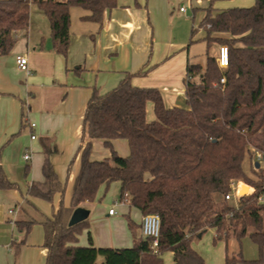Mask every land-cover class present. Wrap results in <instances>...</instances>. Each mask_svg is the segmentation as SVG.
<instances>
[{
  "label": "trees",
  "instance_id": "obj_1",
  "mask_svg": "<svg viewBox=\"0 0 264 264\" xmlns=\"http://www.w3.org/2000/svg\"><path fill=\"white\" fill-rule=\"evenodd\" d=\"M30 3L48 18L53 48L64 57L70 45L72 8L86 11L82 21L101 28L106 13L117 6V0H0V56L13 50L15 32L29 28ZM198 30L205 32L202 40L207 49L214 44L228 48L229 65L222 70L210 56L204 67L189 64L185 106L167 108L159 89L135 86L132 80L146 75L143 70L127 74L105 95L94 89L84 114L76 155L80 168L68 206L64 204L66 183L51 160L50 140H43L44 181L30 185L26 194L45 202L61 195V201L51 215L39 210L41 218L16 221L25 235L19 245L26 243L35 225H41L45 264H164L165 252L173 254V264H205L192 243L213 230L214 244L234 239L241 247L248 237L258 247V258L227 254L226 264H264V203L260 201L264 167L256 169L254 163L250 173L244 168L246 158L252 161L256 151L264 156V0L224 10L210 4L192 30L191 42ZM149 104L154 112L150 121ZM115 140L127 141V156L117 153ZM96 142H102L111 156L93 159ZM29 173L27 166L25 178ZM114 182L120 184V199H129V206L142 217L160 216L158 254L153 252V239L142 235V219L138 224L131 216L126 221L132 247H96L91 235L87 246L77 244L90 222L83 218L69 225L72 216L80 206L94 203L101 187L107 189ZM239 182L252 192L233 205L226 195ZM0 191H21L1 162Z\"/></svg>",
  "mask_w": 264,
  "mask_h": 264
},
{
  "label": "crops",
  "instance_id": "obj_2",
  "mask_svg": "<svg viewBox=\"0 0 264 264\" xmlns=\"http://www.w3.org/2000/svg\"><path fill=\"white\" fill-rule=\"evenodd\" d=\"M172 7L171 0H117V6L106 13L101 28L82 21L81 18L87 15L82 9H74L77 12L74 19L72 8L70 45L66 57L54 50L50 28L36 30L29 26L26 31L15 32L13 50L7 56H0V162L8 178L20 184L21 191H0V264H45L47 255L42 247L44 232L41 225L33 227L25 244H18L25 235L18 231L17 220L33 217V207L38 209L35 208L34 212L39 218L42 217L39 210L44 215L53 212L42 211L43 202L26 194L28 187L36 182L31 175L24 176L29 165L22 166L26 144L18 135L23 128H30L29 123L35 124L36 129L30 128V133L36 130L38 136L32 140L30 135L28 143L35 153L39 151L41 154V166L44 162L43 140H52L51 143L55 140L50 146L51 160L63 181L61 167L68 164L72 153L81 144L82 120L94 89L105 95L127 74L136 75L143 70L147 71L146 75L133 78L135 86L159 89L167 108L185 106L187 66L198 64L193 63L192 30L199 24L190 19L185 8L181 7L180 13H175ZM203 17L204 14L199 17L201 21ZM218 53L213 57L217 59ZM18 56L28 59V73L18 68ZM25 105H28L29 111L23 119ZM147 118L149 121L154 119L151 104L148 105ZM38 138L41 140L39 145L36 144ZM116 144L129 152L124 143L115 140L113 147ZM102 148V142L94 143L92 158ZM123 155L127 156H120ZM250 163L253 165V160ZM79 168L77 158L71 190ZM240 188L242 192L248 191L247 187ZM249 191L252 192V189ZM24 197L32 211L21 212L15 208L24 201ZM261 203H264V195ZM130 211H134L131 218L140 224L142 214L131 207ZM77 212L88 219L92 216L87 204L80 206ZM126 212L125 209L123 213ZM107 216L114 220L109 228L106 229L94 218V235L91 228L84 230L82 234L87 235L78 236L77 244L87 246L91 235L96 247L133 246L134 240L126 219H117V212ZM210 231L215 236V232ZM223 243L226 247L229 244Z\"/></svg>",
  "mask_w": 264,
  "mask_h": 264
},
{
  "label": "rangeland",
  "instance_id": "obj_3",
  "mask_svg": "<svg viewBox=\"0 0 264 264\" xmlns=\"http://www.w3.org/2000/svg\"><path fill=\"white\" fill-rule=\"evenodd\" d=\"M255 0H171L172 4V10L175 13H180L179 9L181 7L185 8L188 11V16H190V19L193 21L195 20L196 24H199L201 19L199 18L201 15L204 14V9L208 8L210 4L213 6L215 10H220V9H229L233 7H251L254 5ZM80 11L81 8H73V18H76V13L75 10ZM83 11V10H82ZM203 13V14H202ZM202 18V17H201ZM191 21V22H192ZM30 28H34L36 30H46L47 28H50V23L46 15L38 8L36 4L30 3ZM19 36H22V34L19 33ZM203 36H205V33L203 30H199L197 34L195 35V41L191 45V50H192V55L194 56L193 58V63H198L201 66H205L207 57H213L216 52L218 53L219 48L221 45L219 44H214L210 49H207L206 43L202 40ZM215 48V49H214ZM29 107L28 105L24 106V113L25 115L28 113ZM31 120V119H30ZM32 121V120H31ZM33 122V121H32ZM36 129V128H35ZM82 129H83V120H82ZM30 135H37L36 130L32 133H30V128L25 127L21 130V133L19 138L21 137L23 142H25L26 146L24 148V151L22 155H28L30 161L26 162L25 160H22L23 165L28 164L30 166V173L31 178L33 177V180L36 183H41L43 180V175H42V169H41V164L39 163V159H41V154L38 152H34L32 150V147L30 145ZM50 137V136H49ZM51 138V137H50ZM82 134L80 137V142H81ZM52 139V138H51ZM52 140H50V146L51 144H54L55 140L53 143H51ZM119 143H124V147L126 148L128 146L127 141L125 140H118ZM41 140L38 138L36 141V144L39 145ZM126 145V146H125ZM79 145L77 149L74 150L72 153L71 159L69 160L68 164L61 167L60 173L63 176V181L66 183V192L64 195V204L66 206L69 205V195H70V190H71V182H72V176L76 167V162H77V151H78ZM117 152L122 155V154H127V151L120 146V144H116L114 147ZM51 151V147H50ZM111 156L110 150L106 148H102L100 150V153H98L95 158L93 159L96 160H102L105 158H108ZM124 156V155H123ZM122 156V157H123ZM126 156V155H125ZM254 159V158H253ZM250 157L248 156L246 158V161L244 163V168L247 173L250 172L252 169L253 165L250 163ZM255 163V159L253 160ZM262 167H264V163L261 164ZM68 169L70 170V173H68ZM73 170V171H72ZM241 186L247 187L248 191L242 192L245 195H248L251 193L249 189L251 188L244 182H241ZM240 186V187H241ZM250 187V188H249ZM240 192V194L242 195ZM98 199L92 203L88 204V208L92 214V216L89 219L90 222V228H91V233L92 236L94 235V218L96 219V222L99 221V223L104 224L105 228H109L110 225L114 223V220L111 219V217H108L107 215L109 214V208H114L117 212V219H126L128 216L133 217L134 211L129 212V205H130V200L128 199L125 203L123 200L120 199V184L118 182L112 183L107 189L105 187H101L98 193ZM25 196V195H24ZM61 201V195H58L55 197L54 201L52 202H45L42 201L43 203L41 204V210L51 214V212L55 209L58 208L59 204ZM230 204H237L236 198L229 200ZM125 206L127 208H125ZM15 208L20 210L21 212L25 211H32L31 206L27 204L26 199L24 197V201H21L20 205H17ZM32 215L34 218H39V215L36 214L35 208L33 207ZM127 210L126 213H123L124 210ZM82 235H87V234H82ZM80 236V235H79ZM82 239V238H81ZM228 246H225V243L223 241H219L217 244H214V233L212 231H208L202 239H195L192 243L193 248L201 254V256L205 260V264H225V254L232 255L233 253H239L241 252L243 257L248 260H254L258 258V247L251 241L250 238H245L242 241L241 247L238 245V243L234 239H230L228 242ZM126 247H132V246H126ZM164 264H171L172 262V255L171 252H165L161 255Z\"/></svg>",
  "mask_w": 264,
  "mask_h": 264
},
{
  "label": "built area",
  "instance_id": "obj_4",
  "mask_svg": "<svg viewBox=\"0 0 264 264\" xmlns=\"http://www.w3.org/2000/svg\"><path fill=\"white\" fill-rule=\"evenodd\" d=\"M183 10L184 9H182L181 11H183ZM16 61H17V66H18V68L21 71L27 72V73L29 72V62H28V59L26 57L18 56ZM217 62H218L219 67L222 70H226L228 68V65H229V51H228V48L226 46H221L219 48ZM224 82H225V79L222 78L221 79V83H224ZM29 126H30L31 129L35 128V124L34 123H29ZM31 139L32 140L36 139V136L35 135H31ZM253 158L255 159V163L263 164L264 156L260 152L256 151L254 153V157ZM24 159L28 160L29 156L25 155ZM240 184H241V182L234 183V184L231 185L232 191L229 194L226 195V199L228 201L236 198V196H238L237 198L240 197V193H239L240 192V186H241ZM261 199H262V197L260 198V201H261ZM126 201H127V199L123 200L124 203ZM11 213H12V211H11ZM115 214H116V210L114 208H111L109 210V214L108 215L109 216H113ZM141 226H142V235L144 237L153 239L152 249H153V252L155 254H158L159 253L158 246H159V238H160V230H161V219H160V216L158 214H147V215H144L142 217Z\"/></svg>",
  "mask_w": 264,
  "mask_h": 264
},
{
  "label": "water",
  "instance_id": "obj_5",
  "mask_svg": "<svg viewBox=\"0 0 264 264\" xmlns=\"http://www.w3.org/2000/svg\"><path fill=\"white\" fill-rule=\"evenodd\" d=\"M263 163H264V159H263ZM255 167H256V169H259L261 167V164L260 163H256ZM244 195L245 194H242V195L240 194V196H244ZM83 218H85L84 215L81 212H77V213H75L72 216V218H71V220L69 222V225H74V224L80 222Z\"/></svg>",
  "mask_w": 264,
  "mask_h": 264
},
{
  "label": "bare ground",
  "instance_id": "obj_6",
  "mask_svg": "<svg viewBox=\"0 0 264 264\" xmlns=\"http://www.w3.org/2000/svg\"><path fill=\"white\" fill-rule=\"evenodd\" d=\"M240 192L242 193L241 188H240Z\"/></svg>",
  "mask_w": 264,
  "mask_h": 264
}]
</instances>
